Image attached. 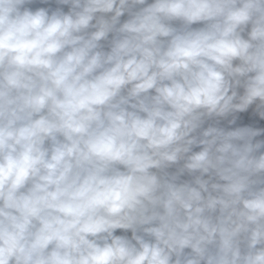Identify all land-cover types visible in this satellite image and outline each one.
<instances>
[{
  "label": "clouds",
  "instance_id": "1",
  "mask_svg": "<svg viewBox=\"0 0 264 264\" xmlns=\"http://www.w3.org/2000/svg\"><path fill=\"white\" fill-rule=\"evenodd\" d=\"M0 264H264V0H0Z\"/></svg>",
  "mask_w": 264,
  "mask_h": 264
}]
</instances>
